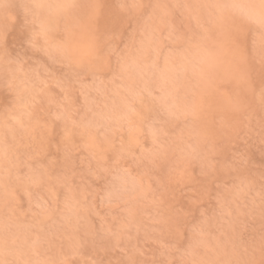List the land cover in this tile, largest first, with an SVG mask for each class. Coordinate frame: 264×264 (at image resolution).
Here are the masks:
<instances>
[{
	"label": "rangeland",
	"instance_id": "1",
	"mask_svg": "<svg viewBox=\"0 0 264 264\" xmlns=\"http://www.w3.org/2000/svg\"><path fill=\"white\" fill-rule=\"evenodd\" d=\"M260 4L0 0V261H259Z\"/></svg>",
	"mask_w": 264,
	"mask_h": 264
},
{
	"label": "snow or ice",
	"instance_id": "2",
	"mask_svg": "<svg viewBox=\"0 0 264 264\" xmlns=\"http://www.w3.org/2000/svg\"><path fill=\"white\" fill-rule=\"evenodd\" d=\"M35 8L44 7V5H33ZM217 7H225L224 5H217ZM261 24L264 25V0H261ZM43 28V25L41 26ZM67 54V53H66ZM247 249H242L240 251H233L231 259H221V260H208V261H192L190 264H264V234L261 236L260 241V260L256 261L254 259L243 258L247 254ZM0 264H7L6 261H0Z\"/></svg>",
	"mask_w": 264,
	"mask_h": 264
}]
</instances>
